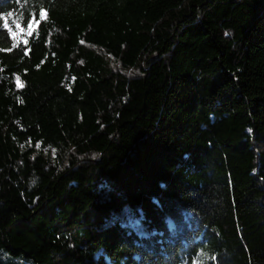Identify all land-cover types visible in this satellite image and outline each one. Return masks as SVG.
<instances>
[{
    "label": "trees",
    "instance_id": "16d2710c",
    "mask_svg": "<svg viewBox=\"0 0 264 264\" xmlns=\"http://www.w3.org/2000/svg\"><path fill=\"white\" fill-rule=\"evenodd\" d=\"M0 264H264V0H0Z\"/></svg>",
    "mask_w": 264,
    "mask_h": 264
},
{
    "label": "rangeland",
    "instance_id": "374dc122",
    "mask_svg": "<svg viewBox=\"0 0 264 264\" xmlns=\"http://www.w3.org/2000/svg\"><path fill=\"white\" fill-rule=\"evenodd\" d=\"M37 150L39 153H41L43 156H53L54 153L50 149H44L41 147H37Z\"/></svg>",
    "mask_w": 264,
    "mask_h": 264
},
{
    "label": "snow or ice",
    "instance_id": "6c2138e0",
    "mask_svg": "<svg viewBox=\"0 0 264 264\" xmlns=\"http://www.w3.org/2000/svg\"><path fill=\"white\" fill-rule=\"evenodd\" d=\"M9 15H11V13H9Z\"/></svg>",
    "mask_w": 264,
    "mask_h": 264
}]
</instances>
